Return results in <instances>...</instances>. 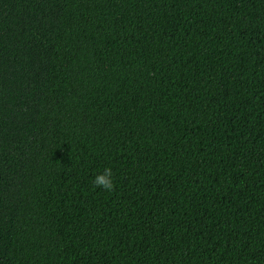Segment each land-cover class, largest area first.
Returning a JSON list of instances; mask_svg holds the SVG:
<instances>
[{"label":"trees","instance_id":"trees-1","mask_svg":"<svg viewBox=\"0 0 264 264\" xmlns=\"http://www.w3.org/2000/svg\"><path fill=\"white\" fill-rule=\"evenodd\" d=\"M0 264H264V0H0Z\"/></svg>","mask_w":264,"mask_h":264},{"label":"clouds","instance_id":"clouds-1","mask_svg":"<svg viewBox=\"0 0 264 264\" xmlns=\"http://www.w3.org/2000/svg\"><path fill=\"white\" fill-rule=\"evenodd\" d=\"M110 168H105L102 175H97L93 180L94 187H101L106 191H111L114 187Z\"/></svg>","mask_w":264,"mask_h":264}]
</instances>
